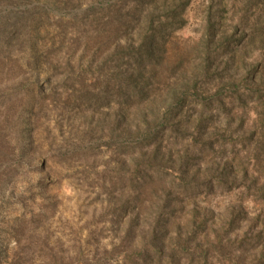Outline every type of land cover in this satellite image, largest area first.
Returning <instances> with one entry per match:
<instances>
[{
    "label": "rangeland",
    "instance_id": "rangeland-1",
    "mask_svg": "<svg viewBox=\"0 0 264 264\" xmlns=\"http://www.w3.org/2000/svg\"><path fill=\"white\" fill-rule=\"evenodd\" d=\"M3 2L0 264H264V0Z\"/></svg>",
    "mask_w": 264,
    "mask_h": 264
},
{
    "label": "trees",
    "instance_id": "trees-1",
    "mask_svg": "<svg viewBox=\"0 0 264 264\" xmlns=\"http://www.w3.org/2000/svg\"><path fill=\"white\" fill-rule=\"evenodd\" d=\"M4 0H0V3H4L3 2ZM18 2L17 3H22L21 1L22 0H17ZM5 3H9V0L8 2H5ZM144 3V2H142ZM20 5V4H19ZM41 9H43L42 7L40 8H35L34 10H30V9H25V10H17V11H11V14L9 16H4L3 18L6 17V21L7 23L3 24V27L1 29V26H0V29L1 31L3 30L4 26H6V29L9 28V34L7 35V37H11V36H14L16 31H15V27L17 26L20 30H24V28L26 27V23L28 24L29 23V19L32 18L37 12H39ZM44 10V9H43ZM45 11V10H44ZM90 17V14H89V10L83 12L82 14V18H89ZM13 19V21H12ZM151 21H149V23H153V17L150 18ZM35 23V22H34ZM153 31V30H152ZM12 32V33H11ZM27 38V37H26ZM21 41V40H20ZM150 42V43H149ZM148 42V47L147 48H144L143 50V55H140V59L141 60H144V56H145V59L148 57V58H151V56L153 57V54L157 51V52H161L160 48L158 45H154L152 43V39H150V41ZM153 49H156V50H153ZM147 58V59H148ZM145 62V61H144ZM144 62H142L141 64L139 62H137L136 64L138 65V73H137V76L135 79H138L140 76H141V72L143 71L144 69ZM133 80V79H132ZM148 77H146L143 81H141L140 85H141V89H139V95H142L143 94V90L144 88L146 87V85H148L149 81H148Z\"/></svg>",
    "mask_w": 264,
    "mask_h": 264
}]
</instances>
